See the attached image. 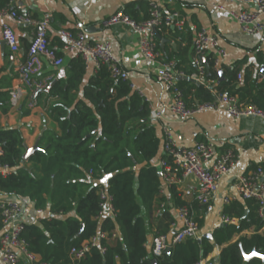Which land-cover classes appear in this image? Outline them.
I'll return each instance as SVG.
<instances>
[{"label":"trees","instance_id":"16d2710c","mask_svg":"<svg viewBox=\"0 0 264 264\" xmlns=\"http://www.w3.org/2000/svg\"><path fill=\"white\" fill-rule=\"evenodd\" d=\"M10 1L0 0V10L7 8ZM142 8L144 21L148 18V3H142ZM133 10V6L124 9L140 22ZM164 33H158L159 37ZM176 36L184 41V34ZM155 40L162 54L159 38L156 36ZM249 50L256 52L255 63L244 58L231 66L224 64L219 70L221 78L219 71L213 69V54H208L204 78L209 85L191 80L196 69L187 57L188 46L182 52L177 48L175 60L169 56L164 61L174 62V69L182 74L175 86L188 108L212 103L214 91L217 95L236 96L241 103L264 111V74L259 69L264 54L257 46ZM36 98L43 102L56 98L46 111L55 129L42 133L38 140L40 150L27 161H22L25 145L20 130L0 127V165L9 169L8 174L0 175V194L27 199L36 211L50 215L40 217L34 224H24L22 239L28 252L38 256L42 264H151L153 258L146 248L149 228L144 217L158 213L165 201L160 197L162 183L155 163L163 160L171 164V158L166 153L160 155V139L150 121L148 103L130 89L127 81L113 80L106 66L88 75L79 57L67 63L65 78L57 79ZM8 101L9 91L0 88L1 114H7ZM28 113L29 110L23 112ZM100 190H106L112 198L114 219H97L101 211ZM168 192L172 207H189L201 229L206 208L196 199L182 200L175 185L169 186ZM168 210L166 207L158 213L155 235L167 234L165 231L173 223ZM221 216L235 223L213 230L212 240L203 236L200 243L186 239L175 244L170 255L163 254L156 264H197L214 247L225 244L215 264H264V230L259 233L264 219L258 215L257 202H231L222 207ZM250 228L255 229L254 235L230 243L234 236ZM112 232L120 237L113 243L104 239L99 245L90 242L101 233ZM83 245L84 257L74 261L72 251ZM252 253L259 256L245 260Z\"/></svg>","mask_w":264,"mask_h":264},{"label":"built area","instance_id":"2783aa9c","mask_svg":"<svg viewBox=\"0 0 264 264\" xmlns=\"http://www.w3.org/2000/svg\"><path fill=\"white\" fill-rule=\"evenodd\" d=\"M17 0H11L8 7L0 10L1 36L2 40L13 54L19 52L17 36L8 21H13L25 26L34 28L31 43L27 52V59L16 68V84L9 90L8 107L10 110L18 109L24 101L29 110L36 108L38 93L47 90L52 77L40 78L44 62L53 68H60L64 64L65 55L79 57L85 70L95 74L102 66L109 69L113 80L127 81L131 90L135 91V85L129 78L128 73L123 69L114 56L110 43L101 39L97 42H90L82 29L57 31V38L61 43L60 54L49 45L48 28L50 18L44 15L34 18L28 14L20 13L16 4ZM207 6L210 16L217 14L226 15L234 21L242 35L257 42L264 38V0H203ZM227 5H236L242 8L237 10L227 9ZM120 25L133 31L138 37V49L141 57L148 63H158L159 70L156 75L157 81L162 85L163 91L171 93L173 100L165 109L179 121L188 120L200 113H224L231 118H259L264 121V111L250 103H241L236 96L215 95L212 103L198 105L190 109L182 99L181 93L176 89V81L179 74L174 69V62H165L161 52L158 50L155 40L156 34L170 28L184 31V21L175 11L163 12L153 1L148 2V18L136 22L124 10H119L110 17L102 20L98 27L102 30ZM192 64L196 73L191 80L199 84L209 85L204 78V62L208 54H213V69L220 70V67L227 60V51L219 41L207 30H200L196 33L193 44ZM264 67V55L262 65ZM241 75H238V80ZM140 95V94H139ZM141 96V95H140ZM49 100L42 103V110L47 109ZM156 119L162 118L161 107L153 110ZM164 152L171 158V164L161 160V178L165 187L178 184L181 180L192 177L198 185L195 199L206 208V214L214 210V202L217 199L221 181L229 176L230 170L235 163L234 152L225 146L224 142L217 144L212 142H197L192 147L178 149L174 146L171 136L166 133L163 142ZM9 173L6 166L0 165V175ZM162 192V189H161ZM99 197L100 214L98 220L104 218H115V211L112 206V198L106 190H100ZM255 200L258 204V215L264 219V167L256 166L246 175L236 177L232 184V193L221 198L222 207L235 201ZM160 205L158 213L162 210ZM22 214V204L15 198L0 195V264H19L21 260L26 264H42L39 258L28 252L26 243L22 239L24 224L18 220ZM48 213L36 211V220L40 217H48ZM176 220L172 223V234L154 235L150 242V254L157 259L165 254L167 249L186 239L200 240L205 234L198 227L194 220L193 212L189 207L183 206L176 210ZM225 223H235L228 218L221 216ZM117 233H101L92 238L93 245H99L104 239L113 243ZM86 245L77 251H72V259L79 261L84 257ZM104 249H101L103 252ZM171 253V252H170ZM197 264H215L210 261L200 260Z\"/></svg>","mask_w":264,"mask_h":264},{"label":"crops","instance_id":"0c3cea01","mask_svg":"<svg viewBox=\"0 0 264 264\" xmlns=\"http://www.w3.org/2000/svg\"><path fill=\"white\" fill-rule=\"evenodd\" d=\"M149 1L156 3L163 12H178L184 21V31L170 28L165 31L163 37L159 38L163 59L172 56L175 60L178 53L177 48L182 52L188 46L187 57L192 63L193 40L196 33L202 29L210 32L226 49L227 60L225 65L231 66L244 58L247 59L248 63H255L256 52L249 50L253 46H257L264 54V38L255 42L242 35L238 25L226 15L210 16L203 0H17L16 4L22 14H28L34 18H40L44 15L49 16L50 26L47 33L49 45L59 54L61 43L57 38V31L60 29H82L90 42L105 39L110 43L114 56L135 85V91L148 103L150 121L155 126L156 134L160 139V155L165 153L163 142L166 133L170 134L174 146L178 149L190 148L197 142H212L215 144L224 142L225 146L234 152L235 163L229 176L221 181L219 193L214 202V210L212 213L205 214L204 224L201 228L203 234L212 233L213 230L223 225L221 221V198L232 193V184L236 177L246 175L256 166L264 167V121L253 117L234 119L224 113H200L188 120L179 121L165 109V106L172 102L173 95L164 92L162 85L156 79L159 64L148 63L141 57L137 35L127 27L120 25L105 30L98 27L102 20L119 10L126 9L128 6L134 7V16L141 20L145 13L142 3H148ZM242 8L250 7L227 5V9L230 10ZM8 22L17 36L19 45L17 54L11 53L7 46L3 45L0 22V88L9 91L16 84V68L26 59V50L31 43L35 29L13 21ZM175 34L179 36L184 34V41L182 42L178 36L174 38ZM188 41H190V45H188ZM72 58H75V56L65 55L64 64L60 68H53L47 62H44L40 78L46 76H50L54 80L65 78L66 65ZM87 73L88 75L92 74ZM55 99H47L49 105ZM42 103V100L38 101L39 106L29 110L26 107V101H24L18 109H9L7 114L0 113V127L19 129L24 140L25 149L32 148L42 135L41 133L47 129H55L46 114L47 109L42 110ZM22 106H24V110H22ZM160 107L162 118L156 119L153 116V110ZM26 110H29V113L24 115L23 112ZM160 161L157 160L155 163L158 168ZM161 183L162 192L160 190V197H164L165 201L160 205H163V210L166 207L169 208L168 211L173 222H175L177 209L172 207L171 196L162 178ZM175 187L182 200L186 202L195 200L198 185L192 177L181 180ZM18 201L22 204V214L18 220L23 224L36 223V210L33 203L27 199ZM142 214L144 215L143 210ZM157 215L158 213H153L150 218L145 219L149 228L146 243L147 250L150 249L151 239L156 233L154 223ZM171 225L169 230L164 229L167 234L173 233ZM263 230L264 227L259 233ZM255 233V229L250 228L240 235L234 236L230 243L236 242L241 237L249 238ZM118 238L120 237L117 233L116 239ZM225 245L214 247L212 253L204 261L215 263L214 260L217 259ZM20 264L26 263L21 260Z\"/></svg>","mask_w":264,"mask_h":264},{"label":"water","instance_id":"95a60500","mask_svg":"<svg viewBox=\"0 0 264 264\" xmlns=\"http://www.w3.org/2000/svg\"><path fill=\"white\" fill-rule=\"evenodd\" d=\"M156 36L158 37V38H160L159 37V35L158 34H156ZM3 45H5V43L3 42ZM203 62L205 63V61L203 60ZM260 70H261V72L264 74V67H261L260 68ZM219 76H220V78L222 77V73H221V71H219ZM178 79H182L181 77H178ZM177 79V80H178ZM56 82V80H53L50 84H49V86H48V88H47V90H49L53 85H54V83ZM197 84H199V83H197ZM42 134V133H41ZM38 140H39V138L37 139V141H36V143L34 144V146L32 147V148H26L25 149V152H24V154H23V156H22V161L23 162H25V161H27L28 159H29V157H31L35 152H38L40 149H39V147H38ZM159 169V171H158V177H161V169H160V167L158 168ZM81 231V230H80ZM204 237H206V238H208L209 240H212V233H206L205 235H204ZM198 243H200V240H198ZM170 249H167L166 251H165V254L166 255H170ZM254 256H259L257 253H252L251 255H249V256H246L245 257V260H249L250 258H252V257H254ZM262 258H264V257H262ZM151 264H156V259H153L152 260V262H151Z\"/></svg>","mask_w":264,"mask_h":264},{"label":"rangeland","instance_id":"374dc122","mask_svg":"<svg viewBox=\"0 0 264 264\" xmlns=\"http://www.w3.org/2000/svg\"><path fill=\"white\" fill-rule=\"evenodd\" d=\"M146 219V217H144Z\"/></svg>","mask_w":264,"mask_h":264}]
</instances>
